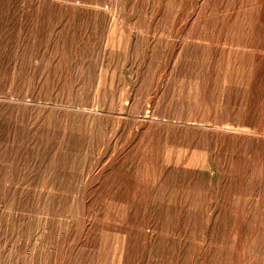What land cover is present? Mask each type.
<instances>
[{
  "label": "rangeland",
  "instance_id": "1",
  "mask_svg": "<svg viewBox=\"0 0 264 264\" xmlns=\"http://www.w3.org/2000/svg\"><path fill=\"white\" fill-rule=\"evenodd\" d=\"M0 264H264V0H0Z\"/></svg>",
  "mask_w": 264,
  "mask_h": 264
}]
</instances>
